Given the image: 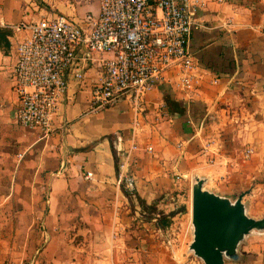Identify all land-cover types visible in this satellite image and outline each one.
Masks as SVG:
<instances>
[{"label":"crops","instance_id":"1","mask_svg":"<svg viewBox=\"0 0 264 264\" xmlns=\"http://www.w3.org/2000/svg\"><path fill=\"white\" fill-rule=\"evenodd\" d=\"M98 10L99 0H0V264H143L152 251L145 240L162 237L157 207L190 187L183 178L212 175L203 185L212 191L213 174L236 170L226 164L236 161L226 144L253 147L250 170L263 158L264 0H207L199 11L203 27L193 31L190 52L202 76L192 101L175 89L172 69L138 109L126 93L92 113L90 91L100 71L81 62L85 76L79 82L68 74L52 131L22 127L13 68L28 32L12 26L61 15L79 20ZM165 96L183 113L170 112ZM132 142L129 194L116 179L119 149Z\"/></svg>","mask_w":264,"mask_h":264},{"label":"built area","instance_id":"2","mask_svg":"<svg viewBox=\"0 0 264 264\" xmlns=\"http://www.w3.org/2000/svg\"><path fill=\"white\" fill-rule=\"evenodd\" d=\"M207 0H99L97 14L79 20L65 16L41 17L31 24H15L25 29L16 46L13 89L18 97L16 121L25 128L47 135L53 116L67 90L68 74L82 81L78 67L89 62L100 76L89 97V110L96 113L131 93L136 109L149 91L166 81V73L176 71L175 89L190 102L198 93L200 68L190 52L194 30L203 27L198 13ZM133 120V137L138 129ZM135 145L119 149L122 161L116 183L127 193L135 189L131 170ZM148 151L152 148L148 147ZM246 148L243 160L251 157ZM21 156V155H19ZM86 178L91 173L85 174Z\"/></svg>","mask_w":264,"mask_h":264},{"label":"rangeland","instance_id":"3","mask_svg":"<svg viewBox=\"0 0 264 264\" xmlns=\"http://www.w3.org/2000/svg\"><path fill=\"white\" fill-rule=\"evenodd\" d=\"M228 150L234 148L233 160H226L235 169H229L223 175L213 174V180L207 185L211 190L221 196L234 200L238 194L250 190L243 197L246 213L248 216L259 219L264 217V144L260 145L263 158L258 160L257 167L252 170L247 168L254 153L253 147L248 143L226 144ZM246 148H252L251 157L243 160L242 155ZM225 149V148H224ZM234 163V164H233ZM236 163V164H235ZM208 175L207 178H211ZM190 187H184L179 193L167 196L157 212L164 215L172 214L170 224L162 229V237L158 235L155 240H145L146 246H152L151 254L144 256L143 264H203L190 250L192 241L191 225V186L193 176L183 178ZM207 181V180H206ZM167 202V206H164ZM149 212V210L147 211ZM146 229V227H143ZM147 232V231H146ZM239 260L227 261V264H264V230L252 231L238 246ZM147 257V259H145Z\"/></svg>","mask_w":264,"mask_h":264},{"label":"water","instance_id":"4","mask_svg":"<svg viewBox=\"0 0 264 264\" xmlns=\"http://www.w3.org/2000/svg\"><path fill=\"white\" fill-rule=\"evenodd\" d=\"M205 178L194 177L191 186L192 241L189 250L203 264H227L239 260L238 246L252 231L264 230V217L247 215L243 197L234 200L204 188Z\"/></svg>","mask_w":264,"mask_h":264},{"label":"trees","instance_id":"5","mask_svg":"<svg viewBox=\"0 0 264 264\" xmlns=\"http://www.w3.org/2000/svg\"><path fill=\"white\" fill-rule=\"evenodd\" d=\"M164 102H165V105L167 106V109L170 111V112H176V113H183L184 111V108L178 103L176 102L175 100H171L168 96H165L164 97ZM124 191V190H123ZM125 192V191H124ZM127 193V192H125ZM139 204L141 205V207L143 208V210L145 211H148V210H151L152 213H154V207L152 205H146L145 202L140 199V198H137ZM170 217H172V214L171 215H160L158 217L155 218V225L157 228H164L166 226H169L170 224Z\"/></svg>","mask_w":264,"mask_h":264}]
</instances>
